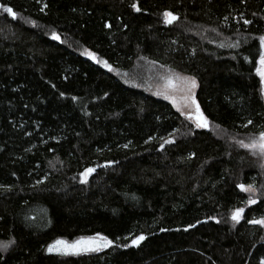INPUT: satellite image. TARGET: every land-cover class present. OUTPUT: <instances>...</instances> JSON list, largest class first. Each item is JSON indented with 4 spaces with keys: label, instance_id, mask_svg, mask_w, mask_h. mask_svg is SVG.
Here are the masks:
<instances>
[{
    "label": "trees",
    "instance_id": "1",
    "mask_svg": "<svg viewBox=\"0 0 264 264\" xmlns=\"http://www.w3.org/2000/svg\"><path fill=\"white\" fill-rule=\"evenodd\" d=\"M0 4V245L14 241L0 264L264 260V226L248 222L264 218V156L237 143L264 131V0ZM166 11L179 20L165 23ZM160 67L197 80L208 128L148 90ZM240 184L256 188L255 204ZM98 232L113 246L47 251Z\"/></svg>",
    "mask_w": 264,
    "mask_h": 264
},
{
    "label": "snow or ice",
    "instance_id": "2",
    "mask_svg": "<svg viewBox=\"0 0 264 264\" xmlns=\"http://www.w3.org/2000/svg\"><path fill=\"white\" fill-rule=\"evenodd\" d=\"M47 7V5H45ZM131 7L140 12L141 9L138 7L136 3H133ZM0 8H4L3 4H0ZM6 12L11 13L12 17H16V13L13 11L12 8L8 7L4 9ZM164 22L167 24H173V22L178 21L179 17L175 15L171 11H166L163 13ZM35 23V21H33ZM252 21L244 20V24L248 25L251 24ZM111 27V25H109ZM53 39L59 40L60 37L53 33ZM260 43V52H259V66L256 67L257 74L261 77V81L264 82V35L259 37ZM230 47H238L237 44L229 45ZM220 47H225L224 44H221ZM88 55L92 56L95 59L94 53H88ZM105 66H108L107 61L104 62ZM176 80L179 84L174 83L171 77L167 78L168 85L175 90H179L185 93L183 100L185 101L186 107L194 108V112H189L187 114V119L194 120L197 128H208L209 127V120L208 117L204 115L201 111L199 103L196 101L195 92L194 90L198 87L197 81L194 77H176ZM159 94V93H158ZM75 99V98H74ZM173 103H176L175 99H173ZM249 124L252 123L251 120L248 121ZM178 131V130H177ZM175 141L173 139L165 140L167 144H173ZM240 147L249 149L252 151L254 155L264 156V131H261L258 136L253 135L249 138L248 142L245 143L243 140L237 141ZM127 147V145H125ZM163 147V145L161 146ZM112 163V162H109ZM107 166V165H105ZM96 171L94 167L86 168L80 175L83 177V183L88 182L89 176ZM242 191L248 192L251 195L249 196L248 203L255 204V194L256 188L253 185L245 186L244 184L238 185ZM244 213V208H236L235 211L231 215V219L235 222H240L242 219V214ZM252 224H258L264 226V218L259 220H250L248 221ZM146 237L144 235L137 236L135 239L132 240L133 245H139L141 241H144ZM14 243V241H8L0 245V248L4 250L7 249L8 245ZM114 244L113 239H109L108 236L102 235L101 233H96L93 236H81L74 241H68L66 239H57L52 244H50L47 248L49 253L55 252L59 255L63 256H79L85 253H96L100 252L103 249L110 248ZM260 264H264V260H261Z\"/></svg>",
    "mask_w": 264,
    "mask_h": 264
},
{
    "label": "rangeland",
    "instance_id": "3",
    "mask_svg": "<svg viewBox=\"0 0 264 264\" xmlns=\"http://www.w3.org/2000/svg\"><path fill=\"white\" fill-rule=\"evenodd\" d=\"M0 11H1V8H0ZM88 53H92V52L86 51L85 55L93 59L92 56L88 55ZM93 60L96 61V56H95V59ZM169 77L173 79L174 83L179 84V82L176 80V77H193V76L183 73V72L170 69V68L160 67V70L157 72V75H155L154 80L149 84L148 90L152 92L153 94L163 97L167 99L168 101H170L173 104V106L181 114L185 116H187L189 112H194V108H189V107H186L185 105V101L183 100L185 93L179 90H175L168 85L167 78ZM196 90L197 88L194 90L195 94H196ZM173 99H175L176 103H173ZM59 239H65V238H59ZM76 239H73V240L66 239V240L74 241ZM52 253L57 254L55 252H52Z\"/></svg>",
    "mask_w": 264,
    "mask_h": 264
},
{
    "label": "water",
    "instance_id": "4",
    "mask_svg": "<svg viewBox=\"0 0 264 264\" xmlns=\"http://www.w3.org/2000/svg\"><path fill=\"white\" fill-rule=\"evenodd\" d=\"M106 165V163H104L102 166H105Z\"/></svg>",
    "mask_w": 264,
    "mask_h": 264
}]
</instances>
